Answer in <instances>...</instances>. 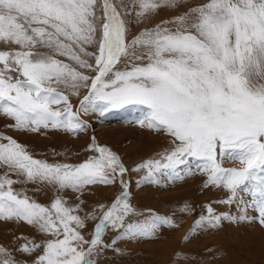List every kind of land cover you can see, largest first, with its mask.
<instances>
[{
    "label": "snow or ice",
    "instance_id": "6c2138e0",
    "mask_svg": "<svg viewBox=\"0 0 264 264\" xmlns=\"http://www.w3.org/2000/svg\"><path fill=\"white\" fill-rule=\"evenodd\" d=\"M165 6H172V0H138L137 15ZM96 8L97 0H0V114L14 120L17 131L51 127L77 133L87 128L81 114L103 116L125 106L141 107L143 115L133 122L165 132L174 147L133 171L146 169L147 181L159 183L157 174L182 178V166L195 159L208 184L228 190L226 203L240 193L245 213L251 208L264 223V0H204L170 21L174 28L157 26L130 45L126 22L109 0H103L104 22L99 25ZM138 45L142 51L133 53L134 58L146 62L120 68L129 47ZM93 58L94 64L89 62ZM61 85L76 96L87 89L76 112L69 95L58 90ZM60 104L64 107H53ZM0 140L8 141L0 144V163L23 175L25 182L39 180L82 194L87 186L112 184L127 171L114 152L98 144L89 149L98 156L69 165L34 159L15 139ZM218 148L241 167H222ZM14 182L0 177V219L24 221L52 237L37 264H95L92 253L109 225L123 229L120 239L128 240L150 238L161 224L171 223L159 215L128 219L135 210L125 190L89 242L78 231L84 226L73 214L78 208L66 206L61 198L42 206L14 192ZM207 211L211 218H202L198 226L233 219L214 216L210 207ZM84 244H89L87 250ZM36 247L26 242L17 250L31 253ZM0 257V264H19L3 246Z\"/></svg>",
    "mask_w": 264,
    "mask_h": 264
},
{
    "label": "rangeland",
    "instance_id": "374dc122",
    "mask_svg": "<svg viewBox=\"0 0 264 264\" xmlns=\"http://www.w3.org/2000/svg\"><path fill=\"white\" fill-rule=\"evenodd\" d=\"M203 2L204 0H172V6L160 7L139 17L138 0H109L126 22V43L129 45L133 39L157 26L174 28L175 24L169 23L170 21ZM96 15L99 17L98 25L102 24L103 0H97ZM95 48L96 45H93L87 50L91 52ZM141 51L139 45L135 49L129 47L128 56L122 58L123 63L119 67L123 68L125 63L131 66L132 63L146 62L134 58L133 53L138 55ZM60 59L73 63L64 57ZM89 62L94 64V58L89 59ZM80 71L93 77L95 75L90 70ZM58 90L69 95L73 112L79 109L80 100L87 93V89H81L79 96L71 95V89H65L62 85ZM53 107L63 108L64 105ZM142 115V108L136 106L114 109L103 116L99 113L81 114L80 118L87 124V128L72 133L51 127L38 132L17 131L12 127L14 120L0 114V136L15 139L34 159L49 164L78 165L88 158L98 156V153L89 150L93 144H98L109 148L120 158L127 169L128 181L127 184L125 181L122 184V177L117 175L114 183L90 185L81 194L71 189L59 190L55 185L39 180L25 182L23 175L17 174L3 163H0V177L7 175L15 181L12 185L14 192L27 196L42 206L50 207L55 199L61 198L66 201V206L78 208L79 211L73 214L84 220V226L78 231L89 242L94 238L95 226L125 190L128 202L135 210V216L128 219L142 221L146 217L159 215L171 221L168 225L161 224L150 238L128 240L120 239L123 229L109 225L102 235L100 247L92 253L91 259L95 264H264V223L259 214L251 208L245 213L239 202L240 193L237 194L236 201L226 203L230 199V193L223 187L208 184L207 174L198 167L200 161L190 159L187 165L182 166V178L157 174L159 183L147 181L146 169L133 171L150 158L160 159L174 147L165 132L149 130L133 122ZM7 142L0 140V144ZM236 151L238 150H229L233 153ZM217 159L224 168L241 167L234 156L227 152L221 155L219 148ZM209 207L214 216H231L233 219H221L215 227L206 223L198 226L197 222L202 218H211L207 211ZM245 215L247 219H240ZM51 238L24 221L0 219V246L8 249L19 264H37L46 240ZM113 241L116 243L113 244ZM26 242H33L38 247L31 253L18 251ZM88 247L89 244L83 245L84 250Z\"/></svg>",
    "mask_w": 264,
    "mask_h": 264
},
{
    "label": "water",
    "instance_id": "95a60500",
    "mask_svg": "<svg viewBox=\"0 0 264 264\" xmlns=\"http://www.w3.org/2000/svg\"><path fill=\"white\" fill-rule=\"evenodd\" d=\"M124 174H125V177L122 176V180L125 181V184H127V181H128V180H127V176H126L127 174H126V172H125ZM123 184H124V183H123Z\"/></svg>",
    "mask_w": 264,
    "mask_h": 264
}]
</instances>
